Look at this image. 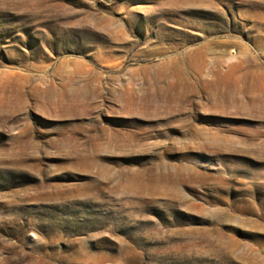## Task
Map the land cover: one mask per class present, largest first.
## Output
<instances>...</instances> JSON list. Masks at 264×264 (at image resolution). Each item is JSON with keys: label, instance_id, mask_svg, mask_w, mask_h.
I'll use <instances>...</instances> for the list:
<instances>
[{"label": "rangeland", "instance_id": "1", "mask_svg": "<svg viewBox=\"0 0 264 264\" xmlns=\"http://www.w3.org/2000/svg\"><path fill=\"white\" fill-rule=\"evenodd\" d=\"M0 264H264V0H0Z\"/></svg>", "mask_w": 264, "mask_h": 264}, {"label": "bare ground", "instance_id": "2", "mask_svg": "<svg viewBox=\"0 0 264 264\" xmlns=\"http://www.w3.org/2000/svg\"><path fill=\"white\" fill-rule=\"evenodd\" d=\"M193 2V1H192Z\"/></svg>", "mask_w": 264, "mask_h": 264}]
</instances>
